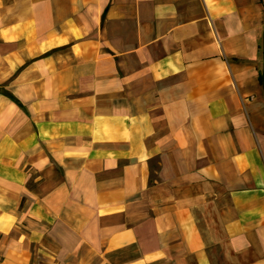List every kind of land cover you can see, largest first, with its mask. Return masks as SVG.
Instances as JSON below:
<instances>
[{"label": "crops", "instance_id": "1", "mask_svg": "<svg viewBox=\"0 0 264 264\" xmlns=\"http://www.w3.org/2000/svg\"><path fill=\"white\" fill-rule=\"evenodd\" d=\"M0 264H264V0H0Z\"/></svg>", "mask_w": 264, "mask_h": 264}]
</instances>
